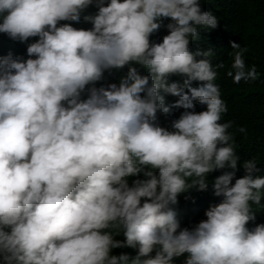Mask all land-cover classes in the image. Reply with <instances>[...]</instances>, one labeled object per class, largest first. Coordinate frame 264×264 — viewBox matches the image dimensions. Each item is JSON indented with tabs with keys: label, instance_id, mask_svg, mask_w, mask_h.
Returning <instances> with one entry per match:
<instances>
[{
	"label": "clouds",
	"instance_id": "obj_1",
	"mask_svg": "<svg viewBox=\"0 0 264 264\" xmlns=\"http://www.w3.org/2000/svg\"><path fill=\"white\" fill-rule=\"evenodd\" d=\"M261 7L0 0L26 44L0 56V264H264V167L236 175L246 128L222 99L260 76L242 36ZM193 189L209 203L182 226Z\"/></svg>",
	"mask_w": 264,
	"mask_h": 264
},
{
	"label": "trees",
	"instance_id": "obj_2",
	"mask_svg": "<svg viewBox=\"0 0 264 264\" xmlns=\"http://www.w3.org/2000/svg\"><path fill=\"white\" fill-rule=\"evenodd\" d=\"M247 6L261 5V12L264 14V0H246ZM80 24V25H79ZM74 23L75 27H80L82 23ZM245 54L243 57L248 61L249 65H256L260 76L256 80L239 83H234L232 77L225 79V86L223 87L222 99L226 102L228 113L231 112L237 118V127H245L246 132H240L239 128L234 131V140L237 147V152L240 156L238 161V173L244 172L241 167L246 159L255 158L258 168L264 167V17L255 15L250 20L245 22ZM255 29H258L256 32ZM36 38H29L30 41ZM11 50L14 54L25 55L26 44L18 41H12L5 34L0 33V56L6 54ZM217 172V171H214ZM185 199L184 203L182 199ZM196 199L194 200V198ZM205 197L204 191L191 190L187 194H181L178 199V204L175 206L177 211V219L182 226L188 225L192 222H197L204 218V211H201L209 202L197 208L196 204L199 199ZM211 199V198H210ZM209 200V199H208ZM210 201V200H209ZM264 203V199H262ZM256 214L255 223L264 222V208H257L253 205ZM192 212L194 216H192ZM249 228L254 226L253 222L247 225ZM123 239V237H119ZM130 252L134 254V250L130 248H117L114 253ZM183 256L174 258L175 264H182Z\"/></svg>",
	"mask_w": 264,
	"mask_h": 264
}]
</instances>
